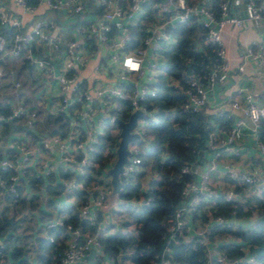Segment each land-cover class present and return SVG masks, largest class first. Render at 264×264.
Listing matches in <instances>:
<instances>
[{
    "label": "built area",
    "instance_id": "1",
    "mask_svg": "<svg viewBox=\"0 0 264 264\" xmlns=\"http://www.w3.org/2000/svg\"><path fill=\"white\" fill-rule=\"evenodd\" d=\"M13 1L24 12L34 13L35 6L29 4L27 0ZM206 1L189 3L186 0H96L100 13L93 20L80 24L77 29L79 35L63 43L60 36L53 33L55 22L35 20L28 29H22V20L10 14L0 2V78L5 73L4 59L22 54L34 66L43 69L46 78L54 79L58 83V105L52 112L62 111L69 116L67 127L62 133L43 135L39 132L36 137L25 134L23 138H14L13 151L0 156L1 196L5 194L18 196L20 187L28 182V175L37 180H46L51 176L53 183L63 186L64 192L72 193L77 198L78 194H81L76 215L79 220H84L96 228V230H83L72 222H64L58 217L46 221V231L57 227H61L63 231L60 234L63 245L55 254L59 264H89L90 249L95 250L93 259L98 258L100 262L103 259L99 236L109 227L110 219L101 220L100 214L108 207V195L111 191L108 169L116 159L119 135L113 146L105 147L103 153L107 160L103 166L94 159L93 154L96 151L98 137L102 134L104 114L110 120L115 118L108 113L115 107V100L128 101L131 106L130 113L136 109L144 112V116L137 119V124L132 130L142 137L148 126L146 117L156 120L153 108H149L145 100L155 94L154 84L158 78L180 89L184 94V101L180 104L183 111L197 112L205 105L209 89L221 76L228 75L232 70L220 34L226 24L240 28L244 18L232 13L226 0L219 2L217 12L207 6ZM39 2H45L55 10L65 7L76 16L86 11L82 0H39ZM245 2L250 10L251 19L255 22L264 20V0ZM147 18H149L148 32L137 46L126 51L124 48L130 38L129 27L136 21ZM194 18L199 21L203 29V43L213 45L211 50L216 58L207 65L205 75H189L182 82L168 75L163 69L159 60L161 56L159 50L163 41L173 40L171 32ZM9 27L13 30L7 40L2 29ZM91 42L103 46L106 54L105 59L95 66V74H111V76L113 74L116 82L108 83L95 77L90 88H79L82 81L77 75V69L86 64L93 52L88 44ZM40 45H46L48 58L56 52L64 54L58 72L53 71L48 59L36 56L33 47ZM243 56L250 58L264 69V39L260 43L248 46ZM242 68L241 64L238 65L239 70ZM243 93L247 103L241 106L240 102L234 100L231 106L243 109L250 126L244 118L236 119L228 129L216 126L215 130L208 134V148L216 150L221 146L232 149L233 144L244 134V128L249 127L256 135V146L264 159V142L258 137L259 120L264 117V100L260 104H253L249 101L250 95ZM20 116H25L27 129H32L37 119L35 109L15 99L9 102L6 114L0 112V121H12ZM127 149V160L121 174L125 178L134 176L141 170L140 148L135 140L128 143ZM214 168L215 165L210 164L202 173L201 182L197 183L193 178L183 187L182 196L185 201L179 204L166 220L164 233L166 244L157 256V264H170L169 243L180 237L194 238L205 246L208 257L215 258L218 264H260L262 257H258L250 245L242 246L244 257L229 260L219 248L220 242L233 239L229 234L220 239L210 240L212 224L230 225L231 221L223 215H210V218L204 221L196 219L199 224L194 234L191 237L188 234L189 226L186 219L188 214L198 213L204 208L202 204H210L206 201L213 197V193L216 194L206 180L209 178V172ZM181 171L191 172L195 176L197 168L195 164H185ZM224 174L228 187L222 194L215 196H221L225 201L243 202L249 195H260L264 190V171L246 172L230 166L226 168ZM46 181L50 182L48 179ZM150 199L141 192L138 198L130 200V205L139 208L147 204ZM5 201H0V208L2 205H8ZM232 212L235 213L234 210ZM113 223L117 230L136 235L135 223L126 226L121 222ZM47 236L50 241H54L53 235ZM3 243L4 237L0 234V264H9L1 253ZM129 253L131 252H120L118 256ZM128 262L130 264L131 259ZM205 264L211 262L207 261Z\"/></svg>",
    "mask_w": 264,
    "mask_h": 264
},
{
    "label": "trees",
    "instance_id": "2",
    "mask_svg": "<svg viewBox=\"0 0 264 264\" xmlns=\"http://www.w3.org/2000/svg\"><path fill=\"white\" fill-rule=\"evenodd\" d=\"M220 1L223 0H212V6H214L212 9L215 12L218 10ZM0 2L3 5L2 0ZM27 2L36 7L39 0H27ZM98 10L100 13L99 7ZM148 20L149 18L138 20L129 27L130 38L124 48L126 51L137 46L146 35ZM2 30L4 37L8 40L13 28ZM171 33L173 40L163 41L159 50L160 57L163 58V65H161L167 74L182 82L189 75H205L207 65L214 61L216 56L211 50L213 45L204 44L202 41L203 29L199 21L194 18ZM88 44L94 50L95 44L93 42ZM17 57H21L28 67L29 64H32L22 54ZM154 85L155 94L148 96L145 102L149 108H153L156 120L146 117L150 137L144 143L142 142L143 144L141 142L139 144L141 170L134 176L125 178L126 180L123 179L124 176H120L122 187L117 193L121 205L126 209L128 218L122 222V225L135 223L136 235L116 230L114 233L99 236L102 254L115 258L120 252H131L132 262L130 264H157V256L166 244L164 234L166 220L175 208L185 201L182 189L194 178L191 172H182L181 168L185 164H195L201 152L208 149V134L215 130L216 124L224 129L230 127L229 118H218V116L207 113L204 109L205 105L197 112L183 111L180 104L184 101V94L180 89L166 84L163 79L158 78ZM84 87H86L85 84L80 83L79 88ZM8 106V101L0 103V112L6 114ZM130 110L131 106L128 101L118 99L115 100V107L108 113L121 120H127ZM68 117V114L62 111L46 112L41 116L44 132L48 135L62 133L67 127ZM22 120H25V116L8 122L0 121V125H9L11 122ZM104 120L102 134L98 137L96 151L93 154L94 159L101 166L107 160L103 153L105 147L113 146L119 135L118 133L113 135L106 128L109 125L117 126L118 124L110 120L106 114ZM26 133L36 137V133L30 129H27ZM258 137L264 142V117L259 120ZM150 170L153 174L146 179L145 176ZM48 180L50 183L53 182L52 177ZM48 190L58 193L63 190V186L51 183L48 185ZM1 192L2 187L0 186V201L6 200L5 202L8 204L6 209L0 208V234L4 237L1 253L6 258L8 257L7 260L10 259L9 264H30L26 260L29 247L25 241L20 240L21 229L25 226L24 221L27 218V214L21 210L26 207V198L21 194L16 197L7 194L1 196ZM141 192L145 197L151 198L149 202L139 208L131 206L130 200L138 198ZM80 195L78 194V196ZM210 199L212 201L208 211L212 215H223L231 221L230 225L212 224L210 240L220 239L229 234L233 239L219 244L220 250L229 260L244 257L242 246L250 245L252 251L258 257H262L260 264H264V190L260 195H249L243 202L225 201L221 196H213ZM233 210L235 213L232 212ZM203 217V219L206 218ZM69 221L83 230H96L86 221L79 220L77 216ZM57 228L56 230L59 231L50 228L48 232V235H53L54 241H50L48 236L42 239L36 238L33 249L38 258L37 264H59L55 254L60 251L63 245L60 238L63 231L61 227ZM22 239H24L23 236ZM169 247L170 264H205L207 261H210L211 264H218L215 258L208 257L205 246L194 238L180 237L170 242ZM92 264H100V260L94 258Z\"/></svg>",
    "mask_w": 264,
    "mask_h": 264
},
{
    "label": "crops",
    "instance_id": "3",
    "mask_svg": "<svg viewBox=\"0 0 264 264\" xmlns=\"http://www.w3.org/2000/svg\"><path fill=\"white\" fill-rule=\"evenodd\" d=\"M82 1L85 4L86 11L80 16L73 15L65 7H61L58 10L50 8L45 2H39L33 14L24 12L13 0H2V4L10 14L22 20V29H28L35 20H51L55 22L53 33L59 35L63 43L78 34L77 29L80 24L82 25L83 22L93 20L99 14V6L96 0ZM186 1L194 3L203 0ZM226 1L229 3L230 11L244 18V23L240 28L234 27L232 24H226L220 34L230 58L232 70L228 75L221 76L209 89L204 109L207 113L218 116V118H229V125L238 118H244L248 126H250V122L244 115L243 109L241 107L233 108L231 102L237 100L241 103V106H244L247 102L245 101V93L243 92L250 95L249 101L253 104H260L264 100V69L259 67L250 58L243 56L248 46L263 41L264 20L255 22L251 19L250 10L246 6V0ZM205 4L214 9L212 0H207ZM102 47L99 43L95 42L94 50L86 64L77 69L78 77L88 88L92 86L95 77H99L102 81L108 83L116 82L113 74L112 76L111 74L96 75L94 72L95 66L106 57L105 50ZM33 49L37 57L48 59L54 72L59 71L61 60L64 58L62 52L53 53L48 58L46 45L34 46ZM159 60L163 65V58L159 57ZM240 64L243 67L242 70L238 69V65ZM3 66L5 73L0 78V103L4 101L12 102L16 99L22 101L26 106L34 108L37 119L32 129L42 134L45 133L41 116L46 112H52L58 105V83L54 79L46 78L47 75L43 69L37 68L32 64H29V67L26 66L21 57H6L3 61ZM216 126L219 125L216 124ZM26 131L27 127L24 120L11 122L9 125H0V156L12 152L14 138H23L27 134ZM256 144V135L250 131L249 127H245L244 134L233 144L232 149H225L219 146L216 150L210 148L204 150L195 163L197 168V173L194 176L195 181L197 183L201 182L202 173L213 163L215 168L209 172V178L206 180L215 191L216 194L213 193V196H215L222 194L228 187L226 175L224 174L227 167L234 166L246 172L264 171V159ZM151 175L152 173L148 172L145 178L147 179ZM46 180H37L28 175V182L24 183L19 190V194L24 195L27 201L26 207L21 209L22 212L27 214V218L24 221L25 226L21 229L20 240L25 241L27 247H29L26 253V260L30 264L38 263V258L33 249V244H36V238H46L49 234V230L46 231L45 222L54 217H58L66 222L71 220V218L75 219L77 216L76 211L80 196L77 198L72 193H67L63 190L58 193H52L48 190V185L55 183H50ZM144 187L145 184L143 185ZM108 198V207L100 214L101 220L110 219V225L104 234H111L117 230L113 222L122 223L128 220L126 209L121 205V201L117 195L113 197L108 195ZM211 201L209 199L206 203H210ZM7 206L2 205L1 209L4 210ZM203 206L204 208H201L198 213H189L186 218L190 237L194 234L195 228L199 224L196 219L204 221L212 215L208 211L210 205L204 204ZM18 208L20 209L19 206ZM201 216H205L206 218L203 219ZM54 229L55 231H59L56 228ZM21 235L24 239H22ZM43 256L46 257L45 254ZM124 257L117 255L114 258L104 255L100 264H126L129 260H126Z\"/></svg>",
    "mask_w": 264,
    "mask_h": 264
},
{
    "label": "water",
    "instance_id": "4",
    "mask_svg": "<svg viewBox=\"0 0 264 264\" xmlns=\"http://www.w3.org/2000/svg\"><path fill=\"white\" fill-rule=\"evenodd\" d=\"M144 116V112L140 109H136L130 113L127 120H121L118 117L113 119V122L117 123L120 131H119V141L116 147V159L113 165L108 169V173L110 175V183H111V192L110 196L113 197L118 193V191L122 187V182L120 176L124 170V163L127 160L128 149L127 145L129 142L139 139V134L137 132H133L132 130L137 124V119L139 117ZM34 133L39 134L37 130L31 129ZM45 135V133H43ZM95 250L90 249L88 254L89 264H91L93 260Z\"/></svg>",
    "mask_w": 264,
    "mask_h": 264
},
{
    "label": "rangeland",
    "instance_id": "5",
    "mask_svg": "<svg viewBox=\"0 0 264 264\" xmlns=\"http://www.w3.org/2000/svg\"><path fill=\"white\" fill-rule=\"evenodd\" d=\"M104 127H105V125H104ZM106 128H108V130L109 131H111V133L113 134V135H116V133H118L119 134V131H120V128H119V126L117 125V126H113V125H109V126H107ZM150 137V134H149V132H148V130H147V132H146V134H144V136L142 137V139H140V140H138V141H135V143H137V145L138 146H140L139 144H140V142L142 143H144L145 141H147L148 140V138ZM142 143V144H143ZM145 145V144H144ZM149 172H151L152 173V171L150 170ZM153 174V173H152ZM123 179L124 180H126L125 179V177H123ZM252 191V190H251ZM203 217V216H202ZM204 218V217H203ZM27 221H28V219H27ZM125 257V259L126 260H129L130 261V259H131V253H129L128 255L127 254H125L124 255ZM126 263V262H125ZM129 263V262H128ZM128 263H126V264H128Z\"/></svg>",
    "mask_w": 264,
    "mask_h": 264
}]
</instances>
